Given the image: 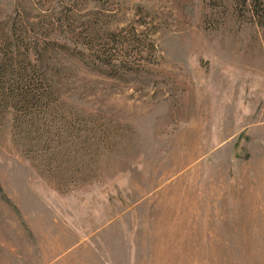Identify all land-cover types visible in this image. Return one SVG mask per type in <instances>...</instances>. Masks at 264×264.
Returning <instances> with one entry per match:
<instances>
[{
    "label": "rangeland",
    "instance_id": "374dc122",
    "mask_svg": "<svg viewBox=\"0 0 264 264\" xmlns=\"http://www.w3.org/2000/svg\"><path fill=\"white\" fill-rule=\"evenodd\" d=\"M11 24L65 48L50 121L0 117V264H264V0H0V54Z\"/></svg>",
    "mask_w": 264,
    "mask_h": 264
},
{
    "label": "trees",
    "instance_id": "16d2710c",
    "mask_svg": "<svg viewBox=\"0 0 264 264\" xmlns=\"http://www.w3.org/2000/svg\"><path fill=\"white\" fill-rule=\"evenodd\" d=\"M94 34L93 31L92 35L96 36ZM3 37L6 51L0 54V117L11 113L18 122L22 119L31 124L41 122V119L50 121L51 110L57 101L54 84L57 74L48 72L49 61L62 55L65 46L47 41L49 39L42 31L31 34L14 24ZM140 39V34L133 32L130 44L137 46ZM98 54L101 55H97L93 62L99 65L111 66L116 60L110 53Z\"/></svg>",
    "mask_w": 264,
    "mask_h": 264
}]
</instances>
